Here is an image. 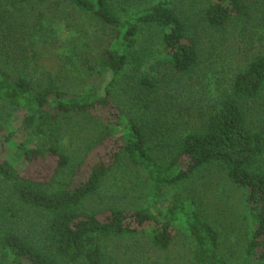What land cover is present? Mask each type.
<instances>
[{"label": "trees", "instance_id": "obj_1", "mask_svg": "<svg viewBox=\"0 0 264 264\" xmlns=\"http://www.w3.org/2000/svg\"><path fill=\"white\" fill-rule=\"evenodd\" d=\"M47 2L68 3L101 26L104 43L97 64L101 76L111 77L103 93L80 88L60 71H40L36 51L32 57L26 51L36 44L26 28L36 17L35 8ZM131 6H117L115 0H0V153L11 151L0 154V261L110 264L111 241L149 233L158 249L167 250L183 218L193 242L192 264H230L221 254V233L194 203L176 199L161 206L169 189L200 169L218 166L247 192L250 225L240 264H264V127L252 125L250 116L251 104L264 99V50L237 72L230 92L212 105L199 127L183 130L178 119L160 120L174 114L168 85L179 84L200 66L199 25L223 36L231 29L241 35L253 28L264 31V1L156 0L143 8ZM152 53L155 62L140 74ZM128 70L139 73L142 106L155 111L156 142L149 124L126 119L117 102L116 85ZM103 109L110 121L80 159L64 144L70 123L80 117L97 121L95 113ZM175 114L180 118V112ZM116 125L124 134L76 183L87 153L108 143ZM152 142L167 163L153 155ZM50 159L55 164L49 173L27 169ZM19 160L23 167L16 164ZM124 164L145 173L152 205L88 211V200Z\"/></svg>", "mask_w": 264, "mask_h": 264}, {"label": "rangeland", "instance_id": "obj_2", "mask_svg": "<svg viewBox=\"0 0 264 264\" xmlns=\"http://www.w3.org/2000/svg\"><path fill=\"white\" fill-rule=\"evenodd\" d=\"M154 1L156 0H115L117 6L124 7L129 4L133 8L147 7ZM34 11L36 17L30 19L26 29L29 31V41L33 39L36 44L30 45L26 51L31 57L36 51L35 58L38 59L40 71L42 68L60 71L63 77H68L70 82L80 88L93 87L103 93L111 77L101 76L97 64V54L104 43L101 26L64 2H47L37 6ZM262 26L264 27V22ZM202 28V24L199 25L202 32L200 66L193 75L185 77L179 84L168 85V91L174 95V114L171 117L168 113L160 119H178L183 130L199 127L212 105L230 92V84L237 72L246 65L249 58L264 50L262 29H250L251 33L247 32L246 35H241L238 29H231L223 36L204 32ZM152 43L155 41L152 40ZM154 53L150 63L140 74L155 62ZM138 75V72L126 71L116 85V99L126 119L133 118L140 124H149V133L151 136L155 135L153 142H156L160 128L154 123L155 111L145 110L142 98L138 97L141 93ZM250 108L252 125L264 127V99L253 102ZM111 110L120 111L118 107H112ZM109 112L111 111L108 110ZM176 112H180V118L176 117ZM106 113V109L96 112L97 121L91 122L81 117L72 120L64 140L68 150L80 159L85 157L87 145L99 136L102 125L110 121V117L105 116ZM123 134V127L116 125L113 131L115 136L108 137V143L96 146L87 153V159L79 170L76 183L87 177L99 155L111 149L115 137ZM153 142V155L161 163H167V156L160 152ZM10 153L8 150L0 154L3 156ZM16 164L23 167L21 160ZM54 164L55 161L50 159L33 163L27 169L29 168L31 173H49ZM176 199L194 203L195 207L203 212L204 217L218 229L222 238L221 254L230 264L242 262L250 225L247 192L244 188L234 184L218 166H211L200 169L177 189H169L161 206L166 208ZM151 205V184L145 173L132 165L124 164L109 173L99 194L86 203V209L104 213L103 211L111 206L136 210ZM109 248L114 256L110 264H192L193 242L183 218L177 222L174 242L167 250L158 249L152 243L149 233L113 240L109 243ZM0 264L6 263L0 261Z\"/></svg>", "mask_w": 264, "mask_h": 264}]
</instances>
